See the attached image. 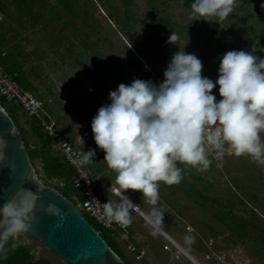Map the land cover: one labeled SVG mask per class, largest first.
<instances>
[{
  "label": "rangeland",
  "instance_id": "rangeland-1",
  "mask_svg": "<svg viewBox=\"0 0 264 264\" xmlns=\"http://www.w3.org/2000/svg\"><path fill=\"white\" fill-rule=\"evenodd\" d=\"M186 1L0 0V50L5 53L2 58H7L9 70L16 65L19 70L15 75L8 73L0 60L1 66L15 82L16 74L22 73L29 85L21 82L20 87L43 99L52 120L61 125L64 133L77 137L91 129L92 117L102 104L109 102V90L119 83L127 84L137 77L161 82L177 45L183 47L187 42L184 50L201 59L202 74L213 80L218 76L222 49L242 48L264 57L261 24L250 15L253 11L249 0H237L229 18L220 24L193 19ZM171 31L180 34V39L174 42L177 45L168 41ZM212 91L219 99L218 88ZM0 104L31 146L33 138L28 131L34 119L12 101L1 99ZM94 148L103 160L104 151ZM54 151L61 154L58 147L54 148L53 140ZM33 164L43 183L58 184V180L46 178L39 160ZM106 168L104 178L101 175L94 178L104 202L116 197L108 192L110 185H115V173L107 165ZM185 171L178 184L166 185L161 181L159 191L169 238L178 245L183 243L186 233L194 235L191 251L180 254L173 247L164 249L169 240L166 242L161 234L152 236L150 227L134 214L126 230L129 242L137 250H127V241L103 232L120 248L124 261L264 264V244L260 240L264 235V165L247 156L226 154L223 161L213 159L206 170ZM125 191L143 210L150 207L138 190ZM72 194L74 206L93 226H99L81 208L77 194ZM239 219L242 225L237 223ZM12 239L27 246L35 257L62 264L56 254L28 232ZM138 252L142 258L137 257Z\"/></svg>",
  "mask_w": 264,
  "mask_h": 264
},
{
  "label": "clouds",
  "instance_id": "clouds-1",
  "mask_svg": "<svg viewBox=\"0 0 264 264\" xmlns=\"http://www.w3.org/2000/svg\"><path fill=\"white\" fill-rule=\"evenodd\" d=\"M236 4L237 0H191L190 15L219 23L229 18ZM179 39L180 34L171 31L168 41ZM185 44H175L178 50L164 69L161 82L137 77L130 83H119L109 90V102L92 117L93 140L115 173V185L111 184L108 192L117 198L101 203L93 197L90 201L95 202V211L109 227L127 228L139 212L152 236L166 234L161 181L178 184L186 169L206 170L213 159L223 161L226 154L247 156L264 165V57L242 48L227 50L213 80L202 74L201 59L186 52ZM95 154L94 148L84 151L82 147L72 160L83 170L95 163ZM129 189L138 190L150 207L141 210L126 194ZM36 200L34 192L24 189L0 206V258L17 246L12 238L28 230ZM43 211L61 215L53 203ZM194 240V235L186 233L183 243L178 244L180 251L188 254Z\"/></svg>",
  "mask_w": 264,
  "mask_h": 264
},
{
  "label": "water",
  "instance_id": "water-1",
  "mask_svg": "<svg viewBox=\"0 0 264 264\" xmlns=\"http://www.w3.org/2000/svg\"><path fill=\"white\" fill-rule=\"evenodd\" d=\"M24 189L37 196L26 232L56 254L62 264H127L71 201L39 178L18 128L0 104V206ZM48 203L60 208L61 215L45 214Z\"/></svg>",
  "mask_w": 264,
  "mask_h": 264
},
{
  "label": "built area",
  "instance_id": "built-area-1",
  "mask_svg": "<svg viewBox=\"0 0 264 264\" xmlns=\"http://www.w3.org/2000/svg\"><path fill=\"white\" fill-rule=\"evenodd\" d=\"M3 55H5V53L0 50V56ZM1 99L9 100L17 104L29 118H33L36 124L43 131L47 132L51 139L56 142L61 155L72 168L71 182L74 188L79 192L80 197H76V200L79 201L81 208L85 210L101 228L113 233L118 240L127 241V250H137L136 246L129 242L130 236L126 228H121L118 225H113L112 227L105 225L99 214L95 211V202L90 200L95 197L101 203L104 201L97 190L94 178H92L86 166L82 170L75 165L72 160L76 151L82 148L66 139L57 128L56 122L53 121L51 116L45 111L44 100L36 96L31 90L22 89V87L12 79L11 75L4 72L0 63V100ZM125 232L127 233L126 236L124 235ZM171 247L177 252H180L171 241H169V245H164V249L166 250H171ZM142 256V253L138 252L137 257L142 258Z\"/></svg>",
  "mask_w": 264,
  "mask_h": 264
},
{
  "label": "trees",
  "instance_id": "trees-1",
  "mask_svg": "<svg viewBox=\"0 0 264 264\" xmlns=\"http://www.w3.org/2000/svg\"><path fill=\"white\" fill-rule=\"evenodd\" d=\"M60 1L64 2V0H60ZM249 1L252 4V11H253V15L252 14L250 15L255 16L257 18V20L261 24L260 31L262 35L264 36V0H249ZM186 4L190 6L191 0H187ZM226 51L227 50L222 49L221 53L223 54ZM2 57L3 56L0 57L1 63L3 65L5 64L6 68L9 70L7 63H5V62H8L7 58L5 60V58L3 59ZM17 70H19V67L16 65L14 69L9 70L8 73L14 74ZM16 75H17L16 81L18 84L23 82V83H26V85H29V83L25 79L26 77H24L22 73L20 74V76L18 73ZM28 132L33 138V142L31 146L29 145V143L28 145L26 144L22 134L21 136L24 141L25 147L27 149V153L30 157L32 164L34 160L36 159L39 160L41 164V168L43 172L45 173L46 178L55 179V180L60 181L61 184H53L52 186L55 187L69 201H71L70 197L72 193H76L77 194L76 197H80L78 190L74 188L71 182L72 168L62 155H59L53 152V140L48 135V133L43 131L36 124L34 120L32 124L30 125ZM35 169L39 175L38 168L35 167ZM89 171H90L92 178H94V175L96 174L95 168L92 167V169ZM237 223L239 225H242L243 221L239 219ZM94 227L100 232L101 236L108 243V245L122 258V260H124L123 257L121 256L120 248L115 243H113L111 240H108V237L105 235V234H109L110 232L101 228L100 226H97V227L94 226ZM103 232H105V234H103ZM260 240L264 244V235H262ZM16 244L17 246L14 249H10L6 257L0 258V264H53L48 258L35 257L27 246L19 244V243H16Z\"/></svg>",
  "mask_w": 264,
  "mask_h": 264
},
{
  "label": "crops",
  "instance_id": "crops-1",
  "mask_svg": "<svg viewBox=\"0 0 264 264\" xmlns=\"http://www.w3.org/2000/svg\"><path fill=\"white\" fill-rule=\"evenodd\" d=\"M55 100V99H54ZM54 104H56V103H54ZM55 115V114H54ZM87 119V118H86ZM56 122V121H55ZM63 122H64V120H63ZM70 123H72V121H70ZM56 124H57V128L61 131V133L66 137V139H68L69 141H71L72 143H74V144H76V145H79L81 148L83 147V150L84 151H87L89 148H94L95 146H96V144H95V142H94V140H93V135H92V131H91V129L90 130H84L81 134H79L77 137H75V136H73V137H71L69 134H67V133H64V130H62V127H61V125L59 124V123H57L56 122ZM85 134V135H84ZM80 138H82V140H83V143H82V141H81V139ZM55 147H57V144H56V142L54 141V148ZM97 147V146H96ZM95 149V148H94ZM54 153H56V154H59V153H57V152H55L54 151ZM59 155H61V154H59ZM104 155V154H103ZM94 164H91V165H87V168L89 169V170H91L92 169V167L93 168H95V170H96V174L95 175H103V173L105 172V170L107 169L106 168V164L104 163V161L103 160H101L100 158H99V155H98V152H97V150H96V154H95V156H94ZM95 175H94V178H95ZM103 177V176H102ZM104 178V177H103ZM54 184V183H53ZM58 184H61V182L59 181L58 182ZM111 192V191H110ZM111 194H113L114 195V193H112L111 192ZM72 196L74 197V195L72 194ZM129 196V195H128ZM117 197H115V199H116ZM130 198V197H129ZM131 199V198H130ZM132 200V199H131ZM133 201V200H132ZM134 202V201H133ZM135 203V202H134ZM137 204V203H136ZM141 208V207H140ZM142 209V208H141ZM143 210V209H142ZM137 216H139L140 218H142L143 219V217L141 216V215H139L138 213H135ZM165 235H167L168 236V233H166ZM165 235H163V234H161V236L163 237H165ZM169 237V236H168ZM167 239L168 238H166L165 237V240H166V242H167Z\"/></svg>",
  "mask_w": 264,
  "mask_h": 264
},
{
  "label": "bare ground",
  "instance_id": "bare-ground-1",
  "mask_svg": "<svg viewBox=\"0 0 264 264\" xmlns=\"http://www.w3.org/2000/svg\"><path fill=\"white\" fill-rule=\"evenodd\" d=\"M137 213L140 215L139 212H137ZM162 234L165 235L164 233H162ZM165 237L168 238V239H170L167 235H165ZM169 241H171V243H173V244L176 246V248L180 250V248L178 247V245H177L175 242H172L171 239H170ZM179 253L181 254V253H183V252L180 251ZM189 258H190V257H189Z\"/></svg>",
  "mask_w": 264,
  "mask_h": 264
}]
</instances>
